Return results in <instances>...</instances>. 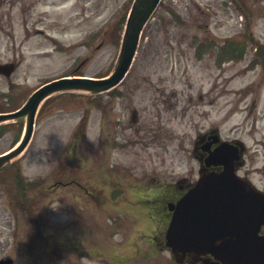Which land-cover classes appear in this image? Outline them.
<instances>
[{
	"label": "rangeland",
	"instance_id": "obj_1",
	"mask_svg": "<svg viewBox=\"0 0 264 264\" xmlns=\"http://www.w3.org/2000/svg\"><path fill=\"white\" fill-rule=\"evenodd\" d=\"M50 1L27 9L21 0H0V63L16 62L9 76L0 74V109L21 105L40 83L71 74L74 68L78 71L75 73L96 77L108 74L116 64L122 33L120 20L126 16L131 0H91L86 6L85 0H56L55 5ZM194 1L200 5L203 2L162 0L143 29L127 76L117 86L125 93L117 104L108 102L107 92L93 94L81 90L57 92L43 102L29 144L0 169V257L10 256L12 264H175L168 252L151 251L150 246L141 242L144 233L156 231L150 220L142 223L141 216L136 215L142 213L146 217L143 211L120 213L117 207L121 202L111 203L102 197L112 183L111 176L105 179V171L115 172L129 182L149 181L151 176L172 181L185 175L190 167L192 137L208 122L217 121L221 103L218 98L225 97L233 103L226 108H239L241 104L235 103L236 98L249 97L250 93L237 89L245 88L254 75H260L257 68L247 72L239 63L229 67L226 76L231 81L220 90L213 55L196 57L193 41H201L206 34L219 38L224 28L216 19L223 11L216 10L211 16L215 20L200 28L201 22L194 21L201 18L199 10L191 5ZM256 6L247 27L254 39L253 44L248 40L249 50L255 44H264V3ZM165 7L180 9L185 22L175 23ZM227 13L236 11L229 8ZM241 20L237 12L234 20L226 22V28H233L227 33L235 29L243 38ZM36 30L44 34L39 35ZM88 32L95 34L90 37ZM162 78L163 85H168L166 91L172 89L176 93L177 102V133L168 148L178 152L172 169L168 167L167 151L161 159L153 149L151 156L145 155L146 159L140 156L138 143L134 145L133 140L141 137L143 131L126 132L121 140L120 127L115 124L118 117L126 119L130 115L128 103L146 115L147 121L148 114L156 112L160 98L157 87ZM254 83L249 85L253 87ZM258 92L263 94L256 105L259 113L264 108V83ZM242 115L227 120L226 126L238 123ZM23 126L22 121L0 122V153L20 137ZM113 131L119 134V146L110 143ZM244 139L251 143L250 137L244 135ZM160 161L164 162L161 166ZM132 167L130 175L122 176L125 169ZM16 172L23 183L39 184L24 190L23 204L16 195ZM74 178L83 188L58 183ZM84 186L89 191L85 192ZM114 219L130 229L124 247L118 246V238L127 229L121 233L110 228ZM134 227L139 231L135 232ZM114 229L118 231L116 235L111 231ZM112 252L129 256V261H111Z\"/></svg>",
	"mask_w": 264,
	"mask_h": 264
},
{
	"label": "flooded vegetation",
	"instance_id": "obj_2",
	"mask_svg": "<svg viewBox=\"0 0 264 264\" xmlns=\"http://www.w3.org/2000/svg\"><path fill=\"white\" fill-rule=\"evenodd\" d=\"M49 1L21 0L23 7L25 6L24 8L27 9L34 7L38 3ZM55 1L51 0L50 2L55 5ZM57 1H59L58 3L63 2V0ZM89 2L91 0H85L84 6ZM258 3H264V0H221L218 3L214 0H203L201 5L197 1L191 2V5L198 9L199 14H201V18L194 20L201 22L199 24L200 28L208 26L215 20L211 16L215 15L216 10L223 11L220 18L216 19L220 23L219 25L224 28L223 34L219 38L206 34L201 41L194 45V52L199 54V56L211 53L216 58V66L214 67L218 70L220 90L226 88L231 81V79L227 80L226 76L229 67L239 63L243 64L242 67L247 72L257 68L260 75L257 73L249 82V84L255 82L253 87L247 84L245 88L237 89L238 92L246 90L251 94V97L249 94V97L236 98L235 103L241 104L239 108H226V105H232L233 103L225 97L218 98L221 103L217 108V114H219L217 121L208 122L203 128L196 130L192 137L189 149L190 167L187 173L172 181H167L165 178L161 181L160 177L151 176L149 181L143 179L142 181L129 182L124 177L121 179L120 175L115 174V172L110 174L105 171V179L111 176L112 183L107 191L103 193L102 198L111 203L121 202L117 207V211L120 213L134 212L136 214V209H139L138 212L143 211L149 219H152L153 225H156V231L154 234H148L147 240L144 241L146 242L145 244H149L158 250L168 251L172 261H175L176 264H222L220 260L214 258L211 254L174 255L165 246L164 233L173 212L172 208L177 200L192 186L200 173L221 172L226 166L231 165L238 177L246 180L255 189L264 194V108L258 113L256 107L263 95L258 92V89L260 84L264 83V49L249 50L247 48V45L249 43L252 44L254 41L247 27L255 8L258 7H255V5ZM229 8H233L236 13H227ZM174 10L175 19L173 21L178 24L184 22L185 18L180 17L182 11L180 9ZM237 12L245 18L244 29L247 33L244 34L245 37L243 36V38L237 35L235 29L233 32L227 33L233 28H226V22L234 20ZM36 32L39 35L44 34L41 30H36ZM47 38L52 39L50 36H47ZM248 40H250L249 43ZM242 42L244 43L242 44ZM245 60L247 61L244 62ZM163 80L164 78L161 79V83L159 82L160 84L158 83L157 87L160 98L158 99L159 104L156 103V112L148 114L150 118L147 121L145 120L146 115L139 113V109L128 103L130 115L126 119L118 117L115 124L120 127L121 140L124 139L126 132L133 130L140 133V131H143L144 134L141 137L133 140L135 141L134 145L138 143L140 156L146 159L145 155L151 156L153 149L156 157L161 159V154L167 151L169 152L168 158L170 160L168 167L172 169L178 158V152L176 148L171 149V151L168 148L169 143L175 142L177 133V102L176 93L170 89L171 87L169 92H167L168 85H163ZM124 95L123 91L117 88L112 89L108 93V102L117 104V100L123 99ZM222 95L224 96L225 92ZM132 112H135L134 115H132ZM240 113L243 115L238 123L226 126L227 120ZM208 114H210L209 111H207ZM122 117H125V115H122ZM244 135L251 138L250 144L245 142ZM118 140H120L118 132L113 131L110 143L119 146L121 143ZM129 141L130 139H128ZM222 145L223 147H221ZM162 158L165 160V156ZM162 164L164 162L160 161V166ZM133 169V167L125 169L126 173L122 176L127 177L130 175V170ZM145 172L146 170L143 169L144 175H146ZM132 180H138V178H133ZM71 181L74 185L83 188L81 182H78L76 178ZM58 183L66 185L71 182L59 180ZM84 190L85 192L89 191L87 186H84ZM136 206L142 208L140 209ZM136 215L141 216L143 214L137 213ZM111 223L113 226L110 228H117L121 233H124V230L127 229V232L124 233L125 235L120 239L118 238V246L124 247L125 243L128 242L130 229L122 225V221H117L116 219L112 220ZM260 233L264 234V224L260 228ZM112 253L113 258L111 261H129V256L127 257L121 252Z\"/></svg>",
	"mask_w": 264,
	"mask_h": 264
},
{
	"label": "water",
	"instance_id": "obj_3",
	"mask_svg": "<svg viewBox=\"0 0 264 264\" xmlns=\"http://www.w3.org/2000/svg\"><path fill=\"white\" fill-rule=\"evenodd\" d=\"M159 0H134L126 20L118 60L112 74L104 78L61 77L36 89L17 111L0 113V122L25 119L20 143L0 155V167L26 146L41 101L63 90L105 91L125 75L135 55L140 31ZM13 63L0 64V73L9 75ZM264 222V196L239 179L232 168L202 174L177 202L166 230V245L189 254L211 253L223 264H264V236L258 234ZM11 259L0 264H10Z\"/></svg>",
	"mask_w": 264,
	"mask_h": 264
},
{
	"label": "trees",
	"instance_id": "obj_4",
	"mask_svg": "<svg viewBox=\"0 0 264 264\" xmlns=\"http://www.w3.org/2000/svg\"><path fill=\"white\" fill-rule=\"evenodd\" d=\"M20 185V184H19Z\"/></svg>",
	"mask_w": 264,
	"mask_h": 264
}]
</instances>
